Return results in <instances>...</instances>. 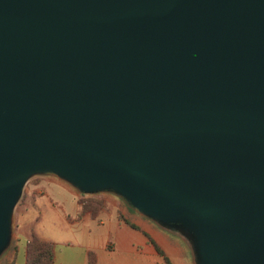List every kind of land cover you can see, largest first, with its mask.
Instances as JSON below:
<instances>
[{
	"label": "water",
	"instance_id": "obj_1",
	"mask_svg": "<svg viewBox=\"0 0 264 264\" xmlns=\"http://www.w3.org/2000/svg\"><path fill=\"white\" fill-rule=\"evenodd\" d=\"M39 176L264 264V0H0V260Z\"/></svg>",
	"mask_w": 264,
	"mask_h": 264
},
{
	"label": "crops",
	"instance_id": "obj_2",
	"mask_svg": "<svg viewBox=\"0 0 264 264\" xmlns=\"http://www.w3.org/2000/svg\"><path fill=\"white\" fill-rule=\"evenodd\" d=\"M78 206L77 220L68 223L70 237L62 242H54L36 236L54 245V264H89L90 254L94 256V264H168L166 259L169 264H193L184 242L150 220L135 215L133 221L134 218L136 221L130 223L124 216L121 218L118 212L115 219L111 211H101L99 217L92 218L88 213L81 215L79 203ZM102 214H107V218L102 219ZM28 228H19L14 235L13 251L3 256L0 264H27V247L35 237L26 231ZM171 256L177 259L176 262L171 260Z\"/></svg>",
	"mask_w": 264,
	"mask_h": 264
},
{
	"label": "rangeland",
	"instance_id": "obj_3",
	"mask_svg": "<svg viewBox=\"0 0 264 264\" xmlns=\"http://www.w3.org/2000/svg\"><path fill=\"white\" fill-rule=\"evenodd\" d=\"M38 188L39 190L34 191ZM82 198H89L93 201L92 207L96 210L88 212L92 218L99 217L101 211H111L115 219H117L118 212L121 218L124 216L127 222L131 223L136 221L135 218L133 221V217L139 215L129 207L125 200L113 194L105 193L86 197L79 195L68 184L54 177L39 176L28 182L16 207L14 235L18 233L20 227L28 226L26 231L33 233L35 237L41 236L47 240L62 242L70 237L67 232L70 228L68 223H74L77 220L78 203L80 205L81 201H85ZM101 218H107V214H102ZM13 245L14 239L9 251H13ZM171 260L176 262L177 259L171 256Z\"/></svg>",
	"mask_w": 264,
	"mask_h": 264
},
{
	"label": "trees",
	"instance_id": "obj_4",
	"mask_svg": "<svg viewBox=\"0 0 264 264\" xmlns=\"http://www.w3.org/2000/svg\"><path fill=\"white\" fill-rule=\"evenodd\" d=\"M80 202L81 215L87 214L88 212L95 211L96 208L92 207L93 201H90L89 198H82ZM132 227L136 228L134 225ZM14 249V247H13ZM158 252L163 255V253L158 249ZM166 261L169 264L168 259ZM55 262V249L54 245L41 241L37 238H33L27 247V264H54ZM89 264H94V256L92 254L89 255Z\"/></svg>",
	"mask_w": 264,
	"mask_h": 264
}]
</instances>
